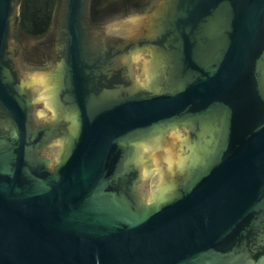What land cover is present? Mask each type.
Wrapping results in <instances>:
<instances>
[{"label":"water","instance_id":"95a60500","mask_svg":"<svg viewBox=\"0 0 264 264\" xmlns=\"http://www.w3.org/2000/svg\"><path fill=\"white\" fill-rule=\"evenodd\" d=\"M148 1L0 0V264H264V0Z\"/></svg>","mask_w":264,"mask_h":264},{"label":"trees","instance_id":"16d2710c","mask_svg":"<svg viewBox=\"0 0 264 264\" xmlns=\"http://www.w3.org/2000/svg\"><path fill=\"white\" fill-rule=\"evenodd\" d=\"M128 2V0L118 1V4L111 2L103 11L110 8V12H113ZM59 3L60 0H20L19 2L15 37L38 39V44H41V46L36 50L37 55L43 53L46 43H52L54 39V33L53 35L49 33L56 20ZM97 3H99V0H93L92 16L96 21L98 19Z\"/></svg>","mask_w":264,"mask_h":264},{"label":"rangeland","instance_id":"374dc122","mask_svg":"<svg viewBox=\"0 0 264 264\" xmlns=\"http://www.w3.org/2000/svg\"><path fill=\"white\" fill-rule=\"evenodd\" d=\"M136 1H139V0H130V2H128V4L134 3ZM111 2L114 3L115 0H99V3H97V7L98 8H105L106 6L110 5ZM59 6H60V3H59ZM59 6H58V9L56 11V20L54 21L52 29L49 33L50 35H53V33H54V35L56 34ZM15 34H16V26L14 27V29L11 33V37L9 39V49L11 51L12 50L15 51L17 57H19L21 62H24L25 64H29L32 66L37 65V64H32L33 62L30 61V56L33 59H36L38 56L36 53V50L34 48H32L30 50V47L38 44L39 43L38 39H25V38L23 39L21 37L16 38Z\"/></svg>","mask_w":264,"mask_h":264},{"label":"flooded vegetation","instance_id":"af4514ba","mask_svg":"<svg viewBox=\"0 0 264 264\" xmlns=\"http://www.w3.org/2000/svg\"><path fill=\"white\" fill-rule=\"evenodd\" d=\"M121 1V0H119ZM130 2V0H128ZM159 0H149L147 4L145 5H141L140 3L137 4V9L133 10L135 12H146V11H149L151 10L154 5L158 2ZM92 3H93V0H92ZM128 3H126L125 5H123L122 7H126ZM117 10V9H116ZM119 10V8H118ZM105 13H109L110 12V8L108 10H105L104 11ZM131 12V11H129ZM100 14V15H99ZM98 14V19L96 21V19L94 20L93 19V16H92V6H91V18H92V21L93 23H99V22H102L105 18L103 12H100ZM102 14V15H101ZM100 16V18H99ZM104 17V18H103ZM41 46V44H40ZM45 50L43 53H40L38 54L37 58L36 59H33L32 57H30V61L33 62L32 64H37V65H34L33 67L31 68H36V69H46V68H49L52 64V61H53V56H54V39L52 41V43L48 42L46 43L45 45ZM37 62V63H36ZM24 68H26L25 65H23ZM56 151V145L54 146H49L47 148V150L45 151L46 155L49 156V157H52L54 152ZM110 175V173H109Z\"/></svg>","mask_w":264,"mask_h":264}]
</instances>
